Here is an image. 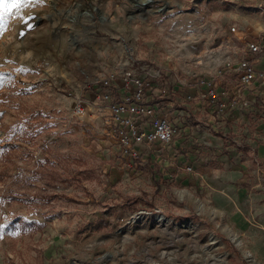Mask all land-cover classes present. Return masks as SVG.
<instances>
[{
    "label": "rangeland",
    "instance_id": "1",
    "mask_svg": "<svg viewBox=\"0 0 264 264\" xmlns=\"http://www.w3.org/2000/svg\"><path fill=\"white\" fill-rule=\"evenodd\" d=\"M141 1L27 0L0 21V264H264V188L212 184L238 164L264 185L248 107L213 121L184 94L202 77L235 86L225 62L264 33V0ZM129 65L169 81L179 109L165 112L197 121L185 152L198 158L165 150L129 166L92 126L95 81Z\"/></svg>",
    "mask_w": 264,
    "mask_h": 264
},
{
    "label": "built area",
    "instance_id": "2",
    "mask_svg": "<svg viewBox=\"0 0 264 264\" xmlns=\"http://www.w3.org/2000/svg\"><path fill=\"white\" fill-rule=\"evenodd\" d=\"M232 29L235 30V26ZM243 42V54L235 61L229 58L225 62L236 76V88L233 91L222 81L219 83L208 77L199 79L197 92L192 88H184L187 99L199 98L211 106L214 121L224 119L228 113L242 107L252 106L253 101L247 90L258 75L264 80V67H257V62L264 57V33L248 35ZM118 77L119 88L115 86ZM95 82L99 90L89 98L90 102L97 111L108 109L109 112L103 114L105 130L112 136L122 160L126 158L129 166L144 158L141 145L152 147L158 143L165 147L177 133L182 134L179 124L165 112L166 105L171 107L175 103L172 93L174 88L162 77L161 72L143 74L129 65L119 75L112 72ZM74 111L78 115L86 114L87 105L83 97L78 98ZM186 168L193 167L189 165Z\"/></svg>",
    "mask_w": 264,
    "mask_h": 264
},
{
    "label": "crops",
    "instance_id": "3",
    "mask_svg": "<svg viewBox=\"0 0 264 264\" xmlns=\"http://www.w3.org/2000/svg\"><path fill=\"white\" fill-rule=\"evenodd\" d=\"M261 33V32H260ZM258 34V33H256ZM256 34H252V35H256ZM257 67L258 68H263L264 67V57L263 59H261V61L257 62ZM230 87V86H229ZM189 89L192 88V90L194 92H197L196 87H188ZM232 89V91L236 88V86L234 87H230ZM96 91H91L89 98L93 97ZM248 96L250 97V99L253 101V105L245 108L243 111L245 113L242 112V115L246 118V120H248V122H255V125L253 126V128L255 129L256 133H258L260 136V140L262 139V141L258 142V143H254L252 139V141H250L251 146L248 147L254 151V153H252V157L254 154V159L256 157H258L260 160L264 159V80H262L261 76L258 75V77L253 80V83L251 85V88L247 90ZM175 102V101H174ZM205 101L196 98V100L193 102L191 101V104H193L196 108V110H201L202 107V103H204ZM263 102V103H262ZM174 111L178 110L179 108L176 107L175 103L172 104V106ZM90 108L92 110L91 112V117L90 120L92 122V126H96L98 125V127L102 128L103 130H105L104 127V115L106 112L108 113V109H104L103 111H97L96 110V106L90 102ZM185 108V107H184ZM208 108V107H207ZM209 110H211V108H208ZM187 109L184 110V114L183 113H179L177 112L176 114H179L177 118H175L174 120L179 124V126L182 128V134H180L179 136L175 137L171 143H169L167 146L165 147H161L160 144L158 143H154L152 145V147H147V145H141V150L143 152V156L145 158H149L150 156L155 157L157 155V153H161L163 151L166 150L167 154L173 152L174 155H184V159H187L186 156L189 157V160L194 159V158H198L199 154L196 153L194 154V152H185L186 150H190V143H188V137L191 136L192 129L194 128V126L196 125L197 121H191L189 120L190 113L188 111H186ZM241 111L235 110L234 112H231L230 115H228V120H234L236 118V116L241 117V115H239ZM226 118V117H225ZM224 118V119H225ZM214 121V120H213ZM221 122V121H218ZM226 124V123H225ZM223 124L222 126L227 128L228 126ZM214 125V124H213ZM215 128V127H214ZM216 130H218L219 128H215ZM228 129H232V128H228ZM106 131V130H105ZM194 134V133H193ZM219 137L222 134H216ZM193 137V136H191ZM258 138V139H259ZM184 141V143H183ZM217 143H219V140H215ZM193 141H191L192 143ZM224 144V142H222ZM184 144V153H180V147L181 145ZM253 144V145H252ZM172 149H174L172 151ZM203 149V148H202ZM250 152V151H249ZM220 155L221 154H226L225 152H222V150H220ZM251 153V152H250ZM193 155H195L193 157ZM227 158H230V156L227 155ZM193 161V160H191ZM191 165L193 167V162L191 164H188L187 166ZM194 168V167H193ZM245 171H242V168L240 167V165L238 164H234L233 168L231 169H226V170H219V169H215L214 171V175L212 178V184L213 186L217 187V189H220L223 191V193H225V195H233V193H239V195L244 194V193H253L257 190H262L264 188V185L261 184V182L257 181V180H250L249 178V174L247 173V170L244 169ZM255 179V178H254ZM240 181V184H236V181ZM226 198V197H225ZM222 200H224V198H222Z\"/></svg>",
    "mask_w": 264,
    "mask_h": 264
},
{
    "label": "snow or ice",
    "instance_id": "4",
    "mask_svg": "<svg viewBox=\"0 0 264 264\" xmlns=\"http://www.w3.org/2000/svg\"><path fill=\"white\" fill-rule=\"evenodd\" d=\"M26 3L27 0H0V21L10 13L11 9L15 8L19 10Z\"/></svg>",
    "mask_w": 264,
    "mask_h": 264
},
{
    "label": "bare ground",
    "instance_id": "5",
    "mask_svg": "<svg viewBox=\"0 0 264 264\" xmlns=\"http://www.w3.org/2000/svg\"><path fill=\"white\" fill-rule=\"evenodd\" d=\"M148 1H151V0H143V1L139 2V6L147 4ZM54 2H55V0H53V3H54ZM95 7H98V6H97V5H96V6L94 5V6H93V9H94L95 11H99L98 9H95ZM98 8H99V7H98ZM88 11H89L91 14H93L92 11H91L90 9H88ZM90 13H89V14H90ZM161 219L164 220V218H161Z\"/></svg>",
    "mask_w": 264,
    "mask_h": 264
},
{
    "label": "water",
    "instance_id": "6",
    "mask_svg": "<svg viewBox=\"0 0 264 264\" xmlns=\"http://www.w3.org/2000/svg\"><path fill=\"white\" fill-rule=\"evenodd\" d=\"M152 1V0H151ZM92 6H94V5H92ZM96 6V5H95ZM89 9H91L90 7H88ZM95 9H98L99 10V8L98 7H95Z\"/></svg>",
    "mask_w": 264,
    "mask_h": 264
}]
</instances>
